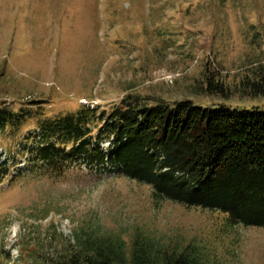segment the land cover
<instances>
[{
    "label": "rangeland",
    "instance_id": "obj_1",
    "mask_svg": "<svg viewBox=\"0 0 264 264\" xmlns=\"http://www.w3.org/2000/svg\"><path fill=\"white\" fill-rule=\"evenodd\" d=\"M260 65L264 0H0V107L33 116L0 133V154L17 161L0 183V264H58L78 249L76 232L114 237L126 253L149 240L193 247L202 264H264V227L156 201L123 177L40 175L16 149L37 118L130 96L264 109L262 96L197 94L208 71L236 87Z\"/></svg>",
    "mask_w": 264,
    "mask_h": 264
},
{
    "label": "trees",
    "instance_id": "obj_2",
    "mask_svg": "<svg viewBox=\"0 0 264 264\" xmlns=\"http://www.w3.org/2000/svg\"><path fill=\"white\" fill-rule=\"evenodd\" d=\"M252 70L236 87L208 71L197 94L229 98L235 90L264 97V65ZM30 113L0 107V133L17 130ZM35 123L16 149L40 175L85 169L123 177L148 185L156 201L220 211L232 225L264 227V109L130 96L109 111L83 105ZM16 165L15 157L0 154V183ZM75 236L78 249L58 264H202L193 247L169 251L136 240L126 253L114 237Z\"/></svg>",
    "mask_w": 264,
    "mask_h": 264
}]
</instances>
